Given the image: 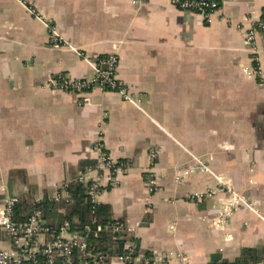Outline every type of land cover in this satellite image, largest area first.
I'll return each instance as SVG.
<instances>
[{
	"label": "crops",
	"instance_id": "obj_1",
	"mask_svg": "<svg viewBox=\"0 0 264 264\" xmlns=\"http://www.w3.org/2000/svg\"><path fill=\"white\" fill-rule=\"evenodd\" d=\"M263 9L264 0H221L206 22L171 0H0V205L62 194L94 166L100 138L112 159L131 163L116 185L100 189L98 203L123 222L134 264H217L261 247L264 59L254 73L243 32ZM109 54L135 103L93 83ZM58 74L90 85L53 89ZM196 158L209 170L176 180ZM227 187L250 207L240 204L224 227L214 226L230 203ZM66 204L54 200L44 220L61 225ZM0 248L11 249L2 232ZM108 264L123 262L112 255Z\"/></svg>",
	"mask_w": 264,
	"mask_h": 264
},
{
	"label": "built area",
	"instance_id": "obj_2",
	"mask_svg": "<svg viewBox=\"0 0 264 264\" xmlns=\"http://www.w3.org/2000/svg\"><path fill=\"white\" fill-rule=\"evenodd\" d=\"M171 2L180 10L201 15L206 22L210 21L211 14L220 7L217 1L209 0H171ZM29 10L34 12L32 8ZM49 30L52 42L60 44L62 39L59 34L52 26H49ZM263 34L264 9L261 11L259 19L243 32L246 48L252 54V59L255 63L254 73L260 75V62L264 59V41L260 42V36ZM65 43L62 42V44ZM117 62L118 59L115 54H109L101 58L99 64L95 65L93 83L102 90L118 92L124 100L134 102L135 97L129 94L126 88L116 79ZM247 73L249 74L248 71ZM49 84L53 89H72L77 91H83L90 85L85 80L70 79L63 74L52 76L49 79ZM93 149L95 151V164L92 168L80 173L78 181L85 188L88 201L94 205L98 203L100 189L116 185L120 177L130 168L131 163L127 160L112 159L104 150L100 138ZM153 157L154 155L151 154V167L154 165L152 164ZM206 161L196 158L194 164L177 171L176 180L183 178L186 173L208 171L209 167ZM150 168L145 171L144 181L148 191L152 193L157 187L155 176ZM226 190L231 194L230 203L222 208L212 220V225L214 226L224 227L240 204L250 207V203L232 191L231 187H227ZM212 191L196 192L190 195L189 198L199 200L203 196L212 194ZM52 198L54 200L64 199L67 203L73 202L67 189L62 194L56 193ZM15 200V197H9L0 205V232L3 233L11 245L9 250L0 248V264H108V255H91L86 241L82 236L70 230L68 221L63 222L59 228L54 229L44 220L42 211L36 208L26 221L15 223L11 216ZM113 228L114 230H124V224L116 220L113 222ZM125 249L126 252L118 255L119 260L123 264H134V247L128 244ZM177 257L180 260L183 259L181 254H178ZM149 263V259L144 261V264ZM217 264L227 263L224 260H219Z\"/></svg>",
	"mask_w": 264,
	"mask_h": 264
},
{
	"label": "trees",
	"instance_id": "obj_3",
	"mask_svg": "<svg viewBox=\"0 0 264 264\" xmlns=\"http://www.w3.org/2000/svg\"><path fill=\"white\" fill-rule=\"evenodd\" d=\"M209 1H217L220 4L221 0ZM66 189L73 202L66 204L64 221H68L70 230L79 235L82 234L91 255L105 254L110 257L126 252L124 248L126 232L114 230L113 222L116 220L111 219L110 206L103 203L91 204L85 194V188L78 180L68 183ZM53 202L51 198L38 201L29 196L16 198L12 206V220L15 223H23L36 208L46 213L51 210ZM48 225L54 229L60 226L55 223ZM224 262L227 264H264V243L261 247H244L239 257L231 261L224 260Z\"/></svg>",
	"mask_w": 264,
	"mask_h": 264
}]
</instances>
